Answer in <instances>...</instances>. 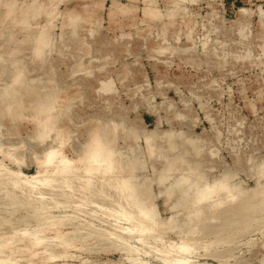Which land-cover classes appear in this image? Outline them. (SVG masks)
Returning a JSON list of instances; mask_svg holds the SVG:
<instances>
[{"label": "rangeland", "instance_id": "1", "mask_svg": "<svg viewBox=\"0 0 264 264\" xmlns=\"http://www.w3.org/2000/svg\"><path fill=\"white\" fill-rule=\"evenodd\" d=\"M259 186L264 0H0V264H264Z\"/></svg>", "mask_w": 264, "mask_h": 264}, {"label": "bare ground", "instance_id": "2", "mask_svg": "<svg viewBox=\"0 0 264 264\" xmlns=\"http://www.w3.org/2000/svg\"><path fill=\"white\" fill-rule=\"evenodd\" d=\"M44 32V30H43ZM42 32V33H43ZM41 35V34H40ZM39 37V36H38ZM42 37V36H41ZM37 42V41H36ZM42 42V41H41ZM45 43V42H44ZM38 45V44H37ZM40 45V43H39ZM39 47V46H38ZM44 129V128H43ZM42 129V130H43ZM46 129V128H45ZM45 131V130H44ZM43 131V132H44ZM148 139V137H147ZM105 143V142H104ZM109 147V146H108ZM49 151V150H48ZM52 151V150H51ZM48 153V152H47ZM113 156V153H111V150L107 149L106 146L101 142L100 139H97L96 137L93 139V142L92 144L89 146L83 160L81 161L84 162L85 164H88V166L90 165H94V164H103L105 165L107 168L111 165L112 161H111V157ZM71 165V164H70ZM104 166V167H105ZM205 184V183H204ZM207 185V184H206ZM122 186L126 187L127 185L126 184H123ZM216 187V185H214ZM214 186H206L204 187L203 189H201L200 191L198 190L197 194H198V200L196 202V204H199L200 203H203V202H206L207 200H210L212 197H213V194H215V187ZM261 187V186H259ZM219 188V187H218ZM221 190L224 189L222 187H220ZM262 188V187H261ZM259 189V188H258ZM264 189V188H262ZM261 189V190H262ZM220 190V189H219ZM220 190V191H221ZM257 190V188H256ZM218 191V189H217ZM264 191V190H262ZM230 192V191H229ZM256 194H257V191H255ZM261 192V191H260ZM262 193V192H261ZM264 193V192H263ZM263 193H262V197H263ZM259 194V193H258ZM215 196V195H214ZM216 198H218V196H216ZM264 200V199H263ZM262 200V202H263ZM217 201V200H216ZM215 201V202H216ZM220 201V199H219ZM219 203V202H218ZM264 204V203H263ZM195 208V207H194ZM193 208V210H194ZM143 209V208H142ZM145 209V208H144ZM198 209V208H197ZM254 209V208H253ZM262 209V208H261ZM256 210V209H255ZM144 211H147L144 210ZM192 211V210H191ZM197 212V211H196ZM194 212L195 214H200V213H196ZM198 212H201V210H198ZM261 212V210L259 211ZM149 213V212H148ZM194 213H192L194 216H196V220H197V215H195ZM131 215V214H130ZM201 215V214H200ZM200 215H198L200 217ZM128 216V215H127ZM149 216V215H148ZM192 218V215L189 216ZM128 218V217H126ZM190 218V219H191ZM189 219V218H188ZM144 221L145 220H140L139 223H138V228H144L146 231L143 232L142 231V234L140 236H143L147 233H149L150 229L144 224ZM177 221V220H176ZM174 222V221H173ZM189 222V220H188ZM189 226V225H188ZM194 228H195V225H194ZM147 236V235H146ZM154 238V237H153ZM175 251L178 252V253H181V254H184L186 252V245L184 244H180L178 246H175ZM176 260L178 263H183L184 262V257L182 256H179V257H176ZM187 263V260L185 258V264Z\"/></svg>", "mask_w": 264, "mask_h": 264}]
</instances>
